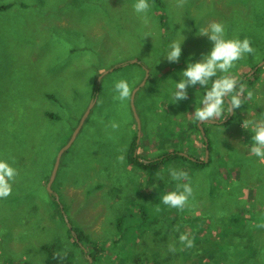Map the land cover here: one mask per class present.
Instances as JSON below:
<instances>
[{
  "label": "rangeland",
  "instance_id": "374dc122",
  "mask_svg": "<svg viewBox=\"0 0 264 264\" xmlns=\"http://www.w3.org/2000/svg\"><path fill=\"white\" fill-rule=\"evenodd\" d=\"M158 2L161 5L149 0V23L144 25L141 16L133 10L136 0H0V8H3L0 10V158L7 159L18 170L12 190L28 200L8 205L11 210L0 212V264H49L43 247L53 243L65 246L60 253L68 250L72 254L68 264H88L91 256L82 255L80 250H84V246L79 250L72 244L68 237L71 226L54 213V204L45 189L47 185H42L41 181L51 177L46 175L55 153L68 143L77 128L78 116L84 115L92 103L94 108L68 150L65 165L62 171L59 169L61 173L53 185L64 208L63 216L98 245L111 241V245L103 246L109 250L100 253L96 264H148L143 261L153 260L156 248H160L162 256L168 253L170 245L178 247L183 220L177 222L178 226H170L173 230L168 237L157 236L169 226L163 223L166 220L163 214L171 213L167 210L169 206L161 205V196L166 194L165 188L173 180L168 169H182L179 166L183 167L185 162H167L162 169L154 171L152 178L149 173L141 172L136 181L133 180L136 171H127L126 168L131 167L116 164L119 150L127 149L130 135L120 127L113 131L108 125L110 121L122 125L125 118L130 122L131 97L126 101L114 99V84L127 80L134 92L147 77H143L140 66L149 68L152 79H148L136 95L143 126L149 132L168 131L162 138L163 151L180 148L188 151V143L180 145L177 140H198L193 131L196 126L200 129V122L194 126L193 113L197 102L200 106L202 88L190 86L188 99L176 103L172 92L174 82H179L187 64L198 62L214 46L207 37L199 35L200 29L212 22L223 23L226 38L249 39L255 54L238 61L231 71L238 78L242 76L240 79L247 73L250 76L256 66L264 63V18H261L264 17V0H186L182 7L177 6V0ZM243 2H247V6ZM254 9L260 15L257 22L256 16L252 17ZM180 34L185 37L182 55L178 63H172L165 56L170 43L182 39ZM184 56L187 58L183 60ZM136 60L138 64H129ZM60 68H64L65 84ZM104 68L108 69L105 72H113L103 76ZM260 68L258 77L251 75L248 77L251 82L246 83L245 97L248 90L254 95L238 111L243 121L264 117V65ZM93 82L100 85L98 94L92 90ZM50 95L62 98L63 108L54 103ZM233 114H229V119ZM185 115L191 126L174 130L178 128L176 121L181 122ZM235 120L229 129L215 127L227 123L226 118L213 124L204 123L212 140L210 161L213 162L208 168L184 170L188 172L199 206L183 218H199L201 207L202 214H212L210 216L219 223L225 221L226 225H218L211 231L212 237L207 228L210 218L202 219L196 226L200 224L205 228L201 237L208 240L222 239L219 231L232 235L228 252L232 260L228 259L227 264H251L250 259L236 255L242 239L235 234L242 217L249 220L254 213L258 215L263 197L254 199L253 188L264 186L260 182L264 177V163L246 153L251 147L249 133ZM172 130L181 135L171 136ZM150 135L148 151L159 154V138L154 137L153 132ZM214 135L222 136L227 142L214 145ZM248 154L250 159H247ZM37 162L43 165L37 166ZM240 162L242 177H250V184L238 190L231 188L228 194L213 193L209 199L207 190L211 181L216 177L220 179L221 175L237 174L234 165ZM221 168L225 169L222 174ZM118 173H122V187L111 179V174L115 177ZM159 173L163 179H158ZM100 183L105 185L104 189L95 192ZM114 187L122 192L114 193ZM151 193L149 211L156 219L160 217L156 224L152 215H148L146 223L132 215L136 212L135 206L149 203L146 198ZM6 203L0 200L2 207H6ZM262 213L259 218L264 216V208ZM182 229L187 234L192 230L189 226ZM261 229V232L254 231L264 242V224ZM140 232L144 235L137 240ZM217 242L197 248L203 255L200 264H222L226 260L224 246ZM129 246L133 251L126 252ZM172 262L177 263V259Z\"/></svg>",
  "mask_w": 264,
  "mask_h": 264
},
{
  "label": "trees",
  "instance_id": "16d2710c",
  "mask_svg": "<svg viewBox=\"0 0 264 264\" xmlns=\"http://www.w3.org/2000/svg\"><path fill=\"white\" fill-rule=\"evenodd\" d=\"M158 1L154 0V3L156 5L157 4L161 5L160 2H158ZM243 4L245 6H247V2H243ZM1 9H3V8H0V10ZM252 13H253L252 17L256 16L255 21L257 22L259 17H260L259 12L254 9V11ZM252 17L247 19V20L252 19ZM261 18H264V17H261ZM185 58H187V56H184V58L182 57L183 60ZM138 66H140V65H138ZM140 67H141L142 72L144 73L143 74V77H144V75H146L145 68H144V66H140ZM256 68H258V69L255 70ZM256 68L252 70L254 78H257L258 75L260 74L259 72H260L261 68L259 66L258 67L256 66ZM60 69H61V76H62L61 80H62L63 84H65L66 83V77L63 74L64 68H60ZM104 69L105 70L103 72L108 70L107 68H104ZM166 70H168V69H166ZM149 71H150V69H149ZM247 75H248V73H247ZM247 75L245 77H243V79H240V77H242V76L239 77L240 82L245 84L246 86H247L246 83L250 81V79L248 77H251V76H247ZM150 78L152 79L151 73H150L149 79ZM153 79H155V78H153ZM93 84H94V82H93ZM92 86H93L92 90H94V93L96 92V94H98V92L100 90V85L94 84ZM204 93H205V89L202 88V92L200 95V101L202 100ZM49 98L54 103L61 105V107L63 108L64 103H63L62 98H60L56 95H50ZM226 102H227V98H226ZM135 105H136V108H138L137 96H136V100H135ZM189 107L191 110V106H189ZM194 107L195 108L199 107V102H197L196 105H194ZM129 110L131 111V115H128V119L130 120V122L127 123V118H125L122 121V125H120V130H125L130 135L129 144L127 146V149L126 148L123 149L124 150L123 152L121 151L122 149H120L119 150L120 153L117 155V157H118V156L123 154L125 156L124 162L123 163L119 162L116 164L117 165H126V167H128V166L131 167V169L126 168L127 171H133V172L136 171L133 180H135V181L138 180L139 174L141 176V172L149 173V175H150L149 177L152 178L154 171H156L160 168L162 169L163 166L165 165V163L170 162V161H173V162H179L180 160L184 161L185 164L183 165V167L179 166L183 170L195 169V168L196 169H198V168L204 169V168H208L212 164L213 161H210V158H211L210 148H211L212 140H210L208 137L206 125L203 124L202 126H203V131L206 134L207 141L204 140L203 136L201 135L202 134L201 130L196 126L198 121L195 120L194 126H196V130L193 132L197 134L198 140L192 141L190 139L189 140L187 139L185 141V140H177L176 139L178 142H180V145H182L183 142L188 143V145H189L188 151H185L183 148L176 149V150L163 151V143H162L163 139L162 138H163V136L168 135V133H166L168 131L166 130V132H156V131L152 130L149 132V131H147V127L143 126V122L141 121L142 122V137H141L140 143H138L137 123L135 121L130 103H129ZM239 110L240 109L235 110L233 116L230 119H229L230 115L225 116V118L227 119V123L216 124L215 127L223 128V129L224 128L229 129L234 125L233 121L235 119H237V120H235L237 122V124L240 125L243 122V120L241 119V116L238 114ZM137 111H138V109H137ZM138 114H139V112H138ZM81 115L78 116L79 118L77 119V123H76L77 127L80 123L82 116H84V115H82V116ZM49 116L53 117L52 114H50ZM139 116H140V114H139ZM162 123H164V122H162ZM188 123H189V120L185 115L181 122L176 121V125L178 128H175L174 130H183L182 128H187V127L191 126L190 124L188 125ZM205 124H207V123H205ZM208 124H210V123H208ZM174 130L170 131L171 136L181 135L178 133H174L173 132ZM152 132L155 134L153 136L158 137L159 141L161 143V146L157 147L158 151H160L159 154H157L158 152H149L148 151L149 150L148 145L150 144V140L152 137V135H150V133H152ZM248 133H249V138H250V139H248V143L251 144V137H252V135H254V133H251L249 130H248ZM217 136H219V135H217ZM217 136H215L214 145L219 144L221 141L227 142L222 138V136H219V137H217ZM71 137H72V135L70 136L69 141H70ZM188 138H190V135ZM65 144H67V143H65ZM207 147L209 148V160L205 163V156H206L205 152H206ZM199 149H201V151ZM59 152H60V150H58L54 155V158L52 160V164L50 166L51 167L50 171L46 175L48 177L52 175V171H53V168H54V165L56 162V158H57ZM69 152L70 151H68L62 157L61 165L59 168L61 171H62V167H64V165H65V157L69 154ZM181 153L185 154V155H181ZM246 153H250L249 149L247 150ZM250 156L251 155L247 156V159H250L251 158ZM38 163L39 162H37V166L43 165V162H40L39 164ZM188 163L192 167H187ZM176 164L179 165V163H176ZM242 168H243L242 163L240 162V163L234 165V169L237 171V174L234 173L233 175L229 174L227 176L221 175V178H223V179H221V178L219 179L218 177H216L214 180H212L211 183L208 185V190H207L208 195H209L208 198L211 199L212 198L211 194H213V193L222 194L224 192V194H228V193H230L231 188H237V190H238L239 187L241 188L244 186H248L250 184L249 183L250 179H248V178H250V177H246V176L242 177V175H243L242 174ZM221 169H222V171L220 172V174H222V172L225 171V169H223V168H221ZM61 171L60 172L58 171L57 175H59L61 173ZM239 172H241V174H240L241 176H239ZM122 173H120V174L118 173V175L115 177H114V174H111L112 175L111 179L114 180L116 182V184L119 185L120 187L123 186V184L121 183V181L123 179L122 175H121ZM245 179H247V182ZM49 181H50V177L41 181V184L42 185L45 184L48 186ZM260 182L262 184L264 183V177L263 176L260 178ZM177 183H178L177 181L172 180L167 185V187L165 188L166 193H168L170 191L177 190ZM179 183H187V181H181ZM197 183L201 184L200 182H197ZM53 185H54V183H53ZM104 186L105 185L103 183H100L95 187L94 191L95 192L100 191V190L104 189ZM45 189H47V188H45ZM52 190H53V186H52ZM253 190L255 191L254 199L259 200L261 197H263V199L261 198V201L259 202L260 205L258 207V210H259L258 215L254 216L255 215V213H254L252 219L248 220L245 217H242V219H241L242 220L241 224H240L239 229L235 235L239 236L242 239V242H241L239 248L237 249L236 255L239 256L240 258L246 257L247 259H250L251 264H264V242L261 241V237L258 236V233L256 231H254V230H258V232H261L262 231L261 226L264 224V216L259 218V216H261L263 214L262 210L264 208V192L261 190V186L257 187L256 190L253 188ZM112 191L114 193H119V194L122 192L121 189L118 190V188H116V187H114V189L112 188ZM47 192L49 193L48 190H47ZM49 195L51 198V203H52V205L54 204V207H55L54 213L57 216H59V218L64 223H66L65 218L63 216L64 208L61 204L60 197H59V200H57L55 195L50 194V193H49ZM151 195H152V193L150 194L149 197L146 198L148 201H149ZM158 197H160V196H158ZM196 199L197 198L195 196H193V198L190 199V201H192L193 203L189 202V206L186 207L183 211L176 209V208L169 207L167 210L170 211L171 213L170 214L169 213L163 214L165 219H166L163 223L165 225H169V226L167 229H165V231L160 230L158 233V236H157V238H160L161 235L165 234L164 236L168 237L169 234H171V232L173 230V228L170 229L171 228L170 226H178L177 222L183 220L184 224L180 227L178 235L180 236L181 234H184V231L182 228H184L186 226H189L190 228H192V230L190 231V234H188V235H189V238L194 240V247L185 248L184 245L178 241L177 243H179V244H177L178 247L176 248V251L174 253L168 251V253H166L167 255L165 254V255L160 256V254H161L159 251L160 248H156L158 251L155 253L156 254L155 258L153 260L147 259L143 262H148V264H200L201 263L200 261H201L203 255H200L201 250H199L197 248H199L200 246H202L203 244H206V243H208L207 244V247H208L209 243L217 241V240L219 241V242H217V244L224 246V253L227 257L226 260L224 262H221V263L227 264L228 259L232 260V258L230 257V254L228 253L230 250L229 244L233 241L232 235H229L225 231L221 232L218 230L219 231L218 236H222V239L221 238L217 239V238L213 237V238H211V240H208V237H206V238L201 237L202 234L204 233L205 228L200 227V224H198L196 226V223L201 222L202 219L210 218L211 219L210 225L207 228H208V231L210 232L209 236L212 237L211 231L215 230L218 225H220V226L226 225L225 221H223L222 223H219V222H216L212 216H210L212 214H210V213H208V215L202 214L201 207H199V209L201 211V216L199 218H197V219H193V218L185 219V218H183V216L187 217V215L190 214L191 211L198 209L199 205H197ZM0 200H6L7 201V203L5 204L6 207H2L0 205V212L1 211L5 212L8 210H11L9 207H7L8 205L11 207V206L15 205L16 203L20 204V202H22V201H28L26 199H23L19 195H17L13 190H12V193L9 197H7L6 199H0ZM117 203H119V201ZM161 205L163 207H165V204L161 203ZM190 207H192L191 210H190ZM135 208H136L135 209L136 212L133 213L132 215L136 220L142 221L143 223H146L149 220L148 215H152L153 218L155 219V222H154L155 224L160 222V217L158 219H156V217L149 211L150 208H152V204L150 203V201L146 205L141 204L140 207L135 206ZM231 216H234V215H231ZM235 216L240 219V217L237 214H235ZM25 219H27V217H25ZM69 224L71 226V230H68V232H69L68 237L70 240L73 241L72 244L75 247L79 248V250H80V247L84 246V248H83L84 250H80L82 255L84 257L90 255L91 258L93 259V264H96V262H99V260H100L99 256H101L100 253L101 252L106 253L109 250L108 247H107V249H105L103 246L104 245H106V246L111 245V241L109 240V241H107V243H105L103 245H98L97 243H95L93 241L92 237L85 234V232H83L76 225L71 224L70 221H69ZM117 225H118V227L121 226V219L118 220ZM143 235H144V233L141 234V232H140L139 235L136 237L137 240L142 239ZM224 236L226 238H228L230 241L229 242L226 241ZM64 248H65V246L60 244V243H56V244L53 243V244H49V245L44 246L43 252L47 256L48 263L49 264H68L72 254L68 250H67V252L60 253V250H64ZM218 249H219V247H218ZM125 250H126V252L127 251L128 252L133 251V250H131L130 246L128 247V249H125ZM57 254H59V255H57ZM111 254H114V253H111ZM161 258H162V260H161ZM236 258H238V257H236ZM173 259L174 260L177 259V263H173L172 262ZM121 261H124V260L121 259ZM87 262H88V264L90 263L89 260Z\"/></svg>",
  "mask_w": 264,
  "mask_h": 264
},
{
  "label": "clouds",
  "instance_id": "9594fccd",
  "mask_svg": "<svg viewBox=\"0 0 264 264\" xmlns=\"http://www.w3.org/2000/svg\"><path fill=\"white\" fill-rule=\"evenodd\" d=\"M185 3L186 0H177L178 7H182ZM133 10L141 16L144 25L149 23V0H136ZM199 35L207 37L214 46L208 54L202 55L198 62L187 64L185 70L180 74L179 82H174L175 88L172 97L176 103L188 99L187 89L190 86L199 85L205 89L200 106L195 108L193 116L195 120L202 124H211L212 122L225 120L226 115L234 113L235 110L244 105L246 100L253 98L254 94L251 90L247 91L245 97L246 85L241 83L238 76L234 75L231 70L236 67L238 61L247 55H254L255 49L247 38L243 40L226 38V28L223 23L212 22L207 27L201 28ZM181 37L182 39L173 40L169 45L165 56L169 62H179L185 40L183 35ZM113 91L115 93L114 99L119 101H126L133 95L132 87L124 79L115 82ZM108 126L115 131L119 129L120 124L116 121H110ZM242 127L254 133L251 137L250 153L257 157L261 163H264V117L245 119L242 122ZM117 160L123 163L125 156L122 154L117 157ZM168 174L178 182L177 190L164 194L161 202L171 208L183 211L189 206L190 199L194 195L188 172L172 167L168 169ZM18 175V170L11 166L7 159L0 158V199H6L11 195L12 186ZM157 177L163 179L160 173ZM181 181L188 182L179 183ZM179 242L185 248L194 247V240L189 238L187 233L179 236ZM169 251L174 253L176 251L175 246L170 245Z\"/></svg>",
  "mask_w": 264,
  "mask_h": 264
},
{
  "label": "water",
  "instance_id": "95a60500",
  "mask_svg": "<svg viewBox=\"0 0 264 264\" xmlns=\"http://www.w3.org/2000/svg\"><path fill=\"white\" fill-rule=\"evenodd\" d=\"M138 60L136 61H132L130 62L129 64H138ZM262 65H264V63H262ZM262 65H260L259 67H261ZM123 65H120L119 67H122ZM258 68H256L255 70H257ZM145 71H146V78H145V81L142 83V85L138 88H136V90L133 92V95L131 96V99H130V105H131V109H132V112H133V115H134V118H135V121L137 123V129H138V143H140V140H141V137H142V122H141V118L138 114V111H137V108H136V105H135V100H136V95L137 93L143 88L145 87L148 79H149V76H150V71L149 69L145 68ZM113 70H110L108 72H105L103 76L107 75L108 73H112ZM255 72V71H254ZM253 75V73L251 74ZM250 75V76H251ZM227 98V97H226ZM94 108V103H92L88 110L86 111V113L84 114V116L82 117L78 127L76 128V130L74 131L70 141L60 150V152L58 153V156L56 158V162H55V165H54V168H53V171H52V175L50 177V181L48 183V186H47V189L49 191L50 194H53L56 196L57 200H59V196L57 193H55L53 190H52V186H53V183L57 177V174H58V171H59V168H60V165H61V160H62V157L64 156V154L72 147V145L75 143V141L77 140L78 138V135L79 133L81 132L82 128L84 127L85 123H86V120L88 119L92 109ZM232 114V113H231ZM200 129L202 130V134L203 136L206 137V134L205 132L203 131L202 129V123H200ZM206 141H207V138H206ZM184 155V154H182ZM209 160V148L207 147L206 149V162ZM65 218V221L66 223H68V225L70 226L69 222H68V219L64 216ZM75 236V235H74ZM88 260L90 262V264H93V261L90 257H88Z\"/></svg>",
  "mask_w": 264,
  "mask_h": 264
},
{
  "label": "crops",
  "instance_id": "0c3cea01",
  "mask_svg": "<svg viewBox=\"0 0 264 264\" xmlns=\"http://www.w3.org/2000/svg\"><path fill=\"white\" fill-rule=\"evenodd\" d=\"M257 111V110H256ZM242 116L243 115H241V119H242ZM254 116H260V115H254ZM214 122H212L211 124H213ZM240 125H242V123L240 124ZM261 190L264 192V186L263 187H261Z\"/></svg>",
  "mask_w": 264,
  "mask_h": 264
}]
</instances>
